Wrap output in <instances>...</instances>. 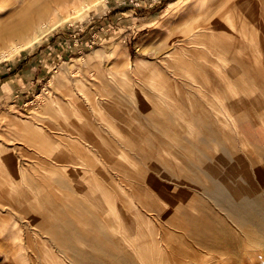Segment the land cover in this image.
Instances as JSON below:
<instances>
[{
    "label": "rangeland",
    "instance_id": "obj_1",
    "mask_svg": "<svg viewBox=\"0 0 264 264\" xmlns=\"http://www.w3.org/2000/svg\"><path fill=\"white\" fill-rule=\"evenodd\" d=\"M26 20L32 22L28 27ZM9 27L16 33L0 39V170L8 177L4 182L0 176L5 190L0 198V264H85L86 254L75 257L56 242L64 233L74 236L79 249L89 250L90 242L95 248L108 245L115 254L130 250L137 260L120 240L122 249L105 238L104 223L120 215L143 222L150 239L146 251L155 257L160 247L168 249L179 237L190 248L199 245L198 237L225 238L222 229L202 218L195 238L186 235V229L149 208L156 202L175 211L166 204L173 198L189 207L182 195L174 194L176 188L201 197L192 183L185 184L189 177L184 173H199L204 187L212 180L195 166L181 174L141 161L149 146L160 141L183 156L185 151L136 106L140 99L155 104L198 136L202 133L190 113L205 109L217 129L216 136H203V151L214 157L225 154L231 161L234 151L246 165L253 156L252 173L264 168V0H0V31ZM226 34L237 41L233 52L232 44L219 40ZM234 55L248 59L247 64ZM125 68L129 76L123 75ZM97 124L99 134L92 129ZM79 125L88 127L98 148L80 140ZM28 128L41 132L48 145L39 149L25 141ZM254 180L261 194L250 197L264 203V178ZM223 186L216 183V188ZM94 193L106 215L91 207L87 194ZM190 207L193 214L199 212ZM209 208L234 231L237 210H218L213 202ZM38 215L46 218L45 226L32 218ZM71 221L80 226L78 232L73 233ZM231 261L227 264H235Z\"/></svg>",
    "mask_w": 264,
    "mask_h": 264
},
{
    "label": "bare ground",
    "instance_id": "obj_2",
    "mask_svg": "<svg viewBox=\"0 0 264 264\" xmlns=\"http://www.w3.org/2000/svg\"><path fill=\"white\" fill-rule=\"evenodd\" d=\"M43 13H45L44 10ZM42 15L43 14L41 12L39 16ZM24 22L27 23V27L32 24V22L29 23L27 20ZM238 23L239 24H237V29L239 28L240 30L243 28L242 27L243 21H239ZM217 30L218 32L221 31V29H217ZM15 33H16L15 27L5 28L4 30L0 31V39H3V37L6 35H14ZM41 34L42 32H40L36 37L39 38ZM219 40L221 41V44L222 43L225 45H228V43L232 44V52L236 50V47L234 46H237L236 44L237 41L234 37L232 38V42L230 36H227V34L225 37L220 36ZM233 57L241 65L247 64L248 62V59H241L240 56L234 55ZM122 73L124 76H129L128 68H125L122 71ZM140 100H138L139 101L137 104L138 106L136 107L140 109L141 112L144 111L148 115L147 118L149 117V118H153V120L155 119L156 122L159 123V125L165 131L169 132L171 138H173V140H175V142L185 151V154L183 156L180 150L178 149L171 150L170 148L172 145L170 146L169 143H167L166 141H160L159 144L156 142L155 144L149 146L150 147L149 150L145 152V156L141 158V161L142 160L147 161L148 163L153 162L155 164L169 168L171 173L181 172V174L184 170L189 171L193 169L191 168L192 166H195L198 167L202 172H204V174L210 179V181L212 180V184L204 187L203 184L200 183L201 181L199 180L200 179L199 173L194 172L193 174L192 173L189 174L183 172L184 176L189 177V179L184 180L186 182L185 184L192 183V187L195 186L193 188H197V190L202 193L201 197L192 194L193 192L192 193L188 192L184 194V191L178 188H176V190L173 191L174 194L178 196L182 195V197L184 198V199L182 198L183 201H187L189 207L191 206L197 209L200 213L198 212L197 214H193L188 206L183 205L184 203L179 204L174 198L171 201H167L166 204L172 206L170 208L171 209L174 208L175 211H172L173 209L168 210L169 208L167 209L166 206H163L159 203L156 204V202L148 203V205L150 206L149 208L152 209L153 211H156L157 214L161 216L160 218L162 219L164 218L165 220H167V222L170 221L177 228L186 229L187 230V232L185 233L186 235H190L192 237L196 235L195 234L197 231L196 229L199 227L198 219L202 218L207 220L206 223L208 224V226L216 224L215 226L222 229L223 231H221V233L225 235V238H223V240L220 237H219L220 239H215V240H211V239L207 240L206 238H201L202 240H200L199 237L198 238L194 237L197 241L198 240L200 241L199 245L195 247L193 244L194 247L190 248L188 247L189 245L188 242L184 238L182 240L179 237L177 243H174L172 245L170 240L168 241L170 242V247H168V249H166L165 247L163 248L160 247L161 249L159 250L157 257H155V254H153L154 251L151 252V254H149L150 252L146 251L147 248H149L148 246L150 239L147 238L149 232L145 231L143 222L138 221L137 217L136 218L134 217L130 222H128L126 220L127 218L122 217L120 215V218L117 221L110 220L104 223V227L106 226L105 238L106 240L111 241L112 244L114 242L118 247V249L120 248L122 249L123 246H120L118 244L117 239L120 240L121 243L129 247V249L131 248V250L135 254L134 256L137 257V260H135V258H132V255L130 254L131 252L130 250L129 252L124 250L123 253L118 252L120 254L118 253L115 254V252L111 250L108 245L101 248L100 247L95 248V245L92 242H90L91 248L89 250L79 249L74 244L73 241L74 236L72 234L68 235L64 233L58 238L55 237V240H57L56 242L59 245H62L61 247L67 246L70 252L75 257H77V255L82 256L83 254H86L87 256L85 257V259L84 258L82 259V261L85 262V264H227L230 262V260L235 262V264H264V205H262L264 203H262V201L256 197L254 198L250 197L251 195L257 196V194L258 195L261 194L260 190H257L256 187L253 185V181H255L254 180L255 178H258V180L264 178V168L257 167L255 173H252L251 169H253L252 166L254 165L253 163L255 158V157L252 158L253 156L248 157L249 162H247L246 165V162L242 159V157L241 156L239 157L238 154L234 151L232 153V161L225 154L214 157L211 155V153L208 150L203 151V146H202L203 136H208V137L216 136L215 133L217 129V128L216 129L213 128L212 126L213 121L209 118L208 112L204 111L205 109L201 111L198 110V112H193V113L192 111L191 113L189 112L190 115L194 116V120L199 126L198 127L199 133H202L200 136H198L193 134L190 130H188L187 126L182 125V127H179L178 125H176L174 122L175 120L173 121V118L170 117L171 114L168 115L159 106L155 104H149L150 102H146L144 100L142 101ZM28 117H30V115H28ZM190 119L193 118L191 117ZM38 120L36 121L39 122ZM261 122L264 124V120H261ZM34 125L36 124L34 123ZM232 125L234 130L237 133H239L238 130L239 127L235 119L234 120L232 119ZM92 129H94V133L96 134L100 133V126L98 124L96 125V127L92 126ZM64 130H67L69 132L67 128H65ZM180 130H186L189 133V135L188 136L182 135ZM78 135L80 137V140L86 144H89L90 147L98 148V144L96 143V141L92 139L91 132L86 125L78 126ZM217 136H219V134H217ZM144 138L146 139V137ZM23 139L32 144L37 143L39 149L41 147L48 145V141H47L48 138L43 136L41 132L35 129L28 128ZM136 145H138V143ZM76 150H77V155L81 158L82 157L81 148H77ZM164 152H166L170 156H173L172 157L173 161L167 159ZM229 155L231 156V154ZM174 158L180 161L181 167L174 160ZM83 159L84 162L87 164L88 157L85 156L83 157ZM174 162L175 164H173ZM220 163L223 164L224 168L222 169H227V172H230L229 174H225V172L221 171ZM242 165H244L243 168ZM194 170L195 169H193V171ZM193 175L198 176L197 179H191L193 178ZM0 176L2 177L4 182H8V177L3 170H0ZM189 180L191 182H189ZM1 181L2 180L0 179V198L4 196V192H5L3 187V182ZM217 182L218 183L221 182L224 185L223 190H221L220 188H216ZM152 185L155 190L158 189L156 188L157 186L155 185L154 180L152 181ZM261 189L263 190V188ZM205 193H207V195ZM203 194H205V197L202 198V196H204ZM97 197L98 195L96 193L92 195L87 194V199L90 201L89 203L91 204V207L95 209L97 213L106 215L102 204L97 201ZM206 199H208V201ZM212 202H213V206L217 207L218 210L219 209L223 210V208L224 209L230 208V210L232 209V211H236V210L238 211L233 216L234 218L232 219L233 224L235 226L234 231L230 230V228L226 226L227 225L226 223L224 224L223 222L217 221L214 218L215 213L212 212L209 208L210 204L212 205ZM31 208L32 211L35 212L34 207ZM176 211L180 215L177 214ZM85 213L90 218H94V215L91 212H89L87 209H85ZM30 216L31 214L28 215V217ZM40 217L41 216L38 215V216H33L32 218L38 219L40 225L45 226L47 223L46 218L43 216L42 218ZM181 218L183 220H181ZM228 219L229 218H227V220ZM216 221L219 224H217ZM139 225H141V227H139ZM69 226L72 229L73 233L78 232L77 230L80 229V226L77 224V222L74 221H71L69 223ZM161 230L162 229H160L159 231L160 236L163 232ZM176 231L178 230L176 229ZM183 231L184 230H182V232ZM152 232H154V234L157 233V231L154 230H151V234ZM203 235H207V233L205 232L203 233ZM114 237L116 240L114 239ZM162 238L163 237H159L158 240L161 241ZM156 250L158 251V249ZM114 260H116L117 262H114Z\"/></svg>",
    "mask_w": 264,
    "mask_h": 264
}]
</instances>
